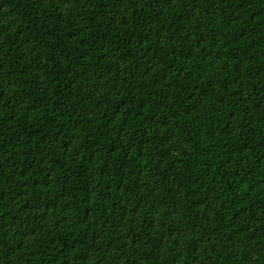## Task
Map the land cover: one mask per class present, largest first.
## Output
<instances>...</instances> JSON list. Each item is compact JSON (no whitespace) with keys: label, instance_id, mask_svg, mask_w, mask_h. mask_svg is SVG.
I'll return each mask as SVG.
<instances>
[{"label":"trees","instance_id":"1","mask_svg":"<svg viewBox=\"0 0 264 264\" xmlns=\"http://www.w3.org/2000/svg\"><path fill=\"white\" fill-rule=\"evenodd\" d=\"M0 264H264V0H0Z\"/></svg>","mask_w":264,"mask_h":264}]
</instances>
